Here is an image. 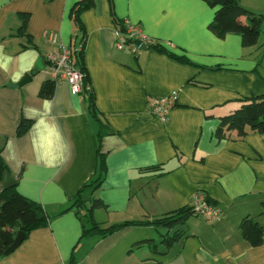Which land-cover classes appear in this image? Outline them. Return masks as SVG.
Returning a JSON list of instances; mask_svg holds the SVG:
<instances>
[{
	"label": "crops",
	"instance_id": "crops-1",
	"mask_svg": "<svg viewBox=\"0 0 264 264\" xmlns=\"http://www.w3.org/2000/svg\"><path fill=\"white\" fill-rule=\"evenodd\" d=\"M80 1L0 0V45L14 58L7 73L0 70L1 158L17 180L16 191L48 217L46 227L32 231L0 264H264V233L261 245L251 247L238 230L244 217L255 218L264 230V135L237 139L232 131L222 141L214 136L220 118L264 94V39L243 47L238 35L217 36L209 29L214 9L203 0H93L80 16L82 63L96 110L92 118L89 94H70L64 81L54 83L50 99L39 97L41 86L53 81L49 67L20 87L34 66L19 82L11 79L21 53L35 50L47 61L55 51L43 32L57 33L66 48L80 43L71 18ZM20 14L27 15L30 43L15 36ZM117 22L139 25L167 53L151 47L135 55L117 50ZM173 92L175 105L162 124L148 113L147 103ZM45 100L53 101L49 122L59 126L70 152L69 161L56 169L36 162L29 133L35 120L25 117L26 107L41 109ZM21 119L31 125L18 136ZM9 141L16 160L9 158ZM98 154L106 171L93 197L103 206L92 216L100 228L161 219L191 208L197 194L221 209L220 218L208 224L191 215L181 227L184 236L169 250L162 240L173 230L164 227L83 236L88 224L82 214L65 210L95 178Z\"/></svg>",
	"mask_w": 264,
	"mask_h": 264
},
{
	"label": "trees",
	"instance_id": "trees-1",
	"mask_svg": "<svg viewBox=\"0 0 264 264\" xmlns=\"http://www.w3.org/2000/svg\"><path fill=\"white\" fill-rule=\"evenodd\" d=\"M203 1L210 8L214 9V16L212 22L209 25V29L214 34L219 37H222L226 34L238 35L241 38L243 47H251L256 44L261 32V16H257L247 10L241 6L237 0ZM92 5L93 0H81L73 7L71 11L72 22L80 34V42L82 45L84 44V33L80 16L83 11L89 9ZM19 17L21 20V25L18 28L15 36L25 37L27 43H30V36L26 33L27 15L20 14ZM241 17L246 19V23L240 22ZM117 25L119 26L120 29H118L120 31L124 30L123 24L117 22ZM73 47L74 45L71 48ZM149 47L154 48L159 52H166L164 49L158 48L157 45ZM168 54L178 61L185 62L182 58L176 57L170 53ZM73 59L75 66L84 74L82 51L81 53L73 52ZM54 83V81H46L41 86L39 97L42 99H50L53 95ZM86 86V77L84 74L83 91L89 94ZM87 99L89 114L92 116V118H96L93 96L89 94ZM30 125V121L21 119L16 129V135L19 136L25 134L29 130ZM232 131L236 132L237 139H243L248 133L264 135V94L243 100L237 110L228 116L220 118L219 124L214 132V136L216 140L222 141L228 139L229 134ZM105 171L106 167L104 158L102 155L98 154L95 178L82 187L71 205L67 208V210H65L68 211L74 209L77 214H82L79 217L84 219L88 224L87 228H83V236H96L103 238L125 227L131 226L135 227L150 225L155 228L164 227L168 230H173L171 235L168 234L163 237L162 243L165 247V250H169L176 241L180 240L184 236V232L181 227L183 223H185V220H187V218L192 215L191 208L177 210L167 214L161 219H156L151 222H124L110 226L108 228H100V226L94 221L92 214L95 209H98L103 205L98 199L93 197V194L98 189ZM5 174L10 173L1 158L0 149V257H3L2 254L4 250L11 245L18 231H21L25 238H27L32 231L44 228L48 224V217L45 215L42 208L35 202H32L21 196L16 191L15 186L5 191L1 190V183ZM208 202L214 206H217L211 200H208ZM260 207V213L264 215V201L261 202ZM238 230L241 238L251 247H258L261 245L263 241L264 230L262 226L255 220V218L244 217L241 219L238 225ZM154 264L159 263L156 262Z\"/></svg>",
	"mask_w": 264,
	"mask_h": 264
},
{
	"label": "built area",
	"instance_id": "built-area-1",
	"mask_svg": "<svg viewBox=\"0 0 264 264\" xmlns=\"http://www.w3.org/2000/svg\"><path fill=\"white\" fill-rule=\"evenodd\" d=\"M42 38L49 44L56 47L55 51L48 55L47 61L50 63L49 70L54 82L64 81L70 94L78 95L83 91L84 74L75 66L73 52L81 53L82 43L74 45L73 48H66L59 43L58 34L55 32H43ZM157 43L146 36L139 25L130 23L124 24V30L117 32L115 48L119 51L127 50L135 55L139 52L140 46H155ZM89 90V87L86 86ZM176 101L175 92L158 98H152L147 103V111L160 123L165 124L168 114L174 107ZM192 215L201 218L206 223L211 224L220 217V209L208 202L202 195L197 194L191 205Z\"/></svg>",
	"mask_w": 264,
	"mask_h": 264
},
{
	"label": "clouds",
	"instance_id": "clouds-1",
	"mask_svg": "<svg viewBox=\"0 0 264 264\" xmlns=\"http://www.w3.org/2000/svg\"><path fill=\"white\" fill-rule=\"evenodd\" d=\"M13 59L11 55L4 52L3 45H0V70L7 73L8 66ZM16 59L20 61V64L19 69L11 76L14 83L19 82L23 74L32 69L38 59V53L30 49L21 53ZM52 108L53 101L45 100L41 109L26 107L25 117L35 120L29 133L32 135V146L36 155V162L46 168L56 169L69 161L70 152L59 126L49 122ZM36 117H39V119H35ZM7 151L9 152V158L16 160L11 141L8 142Z\"/></svg>",
	"mask_w": 264,
	"mask_h": 264
},
{
	"label": "water",
	"instance_id": "water-1",
	"mask_svg": "<svg viewBox=\"0 0 264 264\" xmlns=\"http://www.w3.org/2000/svg\"><path fill=\"white\" fill-rule=\"evenodd\" d=\"M146 46H140L139 50H146ZM50 63L48 61L43 60V58H38L37 61L35 62L34 68L29 74H25L21 81L18 83V86H22L26 83H28L33 76H35L38 72L43 71L45 67H49ZM17 183V180L11 176L10 174H5L3 181L1 183V190L5 191L7 189L13 188ZM25 240V236L21 231H18L9 247H7L4 252L3 256H8L12 252H14L20 245L21 243Z\"/></svg>",
	"mask_w": 264,
	"mask_h": 264
},
{
	"label": "rangeland",
	"instance_id": "rangeland-1",
	"mask_svg": "<svg viewBox=\"0 0 264 264\" xmlns=\"http://www.w3.org/2000/svg\"><path fill=\"white\" fill-rule=\"evenodd\" d=\"M244 1H245V3H248L249 5L253 6V9L256 10V12H253V11L249 10L250 12L254 13L255 15L257 14V16H261L262 15L261 16V18H262L261 31L264 32V0H244ZM263 39H264V34L262 33L258 37V41H261ZM83 221L85 222L84 219H83Z\"/></svg>",
	"mask_w": 264,
	"mask_h": 264
}]
</instances>
